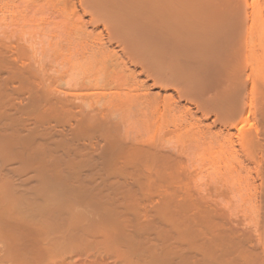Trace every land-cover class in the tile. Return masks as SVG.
Segmentation results:
<instances>
[{"label": "rangeland", "instance_id": "obj_1", "mask_svg": "<svg viewBox=\"0 0 264 264\" xmlns=\"http://www.w3.org/2000/svg\"><path fill=\"white\" fill-rule=\"evenodd\" d=\"M81 1L86 0H0V264H133L109 232L113 221L85 189L116 181L119 136L134 141L143 134L135 123L140 115L157 127L161 148L185 161L194 192L253 231L264 215L258 209L264 198V39L251 38L247 46L244 41L242 55L230 62L242 75L241 101L229 111L209 105L192 86L175 89L161 81L153 87L137 63L120 67L118 61H127L126 40L118 44L123 36L118 39L111 19ZM133 78L145 83L148 102L142 98L123 110L124 95L136 87ZM123 116L136 125L128 137ZM12 137L18 146H11ZM23 138L31 142L29 156L26 148L28 154L19 153L28 145ZM71 167L86 186L76 185Z\"/></svg>", "mask_w": 264, "mask_h": 264}, {"label": "bare ground", "instance_id": "obj_2", "mask_svg": "<svg viewBox=\"0 0 264 264\" xmlns=\"http://www.w3.org/2000/svg\"><path fill=\"white\" fill-rule=\"evenodd\" d=\"M85 2H87V5L89 2L91 4L90 7L93 5L97 9V12H99L98 14L104 15L101 16H107L109 18H107L108 22L111 19L113 23H109L110 25L112 24L110 27L113 29L114 26L119 31L118 34L116 33L117 36L120 35L119 33L123 36L122 38L120 35V39L122 38L120 42L126 40L127 45L129 43V46L123 42L118 43L128 47V50L124 51L125 54L126 52L128 54L126 56L127 61H118L119 64H117L122 65L120 67L127 70V62L139 64L141 68L139 73L147 72L148 76L153 80V87L161 84V81L171 84L169 86L173 85L175 89L179 85L192 86L195 89V95L202 96L205 102H210L208 104L216 108L229 109L230 111L241 101L238 85L241 84H239V81L242 74L239 71L238 64L235 65L237 67L234 70L232 68L234 64L231 63L233 61L237 62L238 56L242 55V43L244 41H249L251 38H257L256 40L260 38L264 39V0H86ZM85 2L81 1V4ZM88 11L90 12L89 9ZM90 15L94 14L91 13ZM103 17H101L102 20L105 19ZM96 18L93 17L94 20ZM107 33L111 34L108 31ZM112 37L114 38V36ZM115 38L118 42L119 36L118 39L117 37ZM247 43L245 44L246 46ZM253 44L255 43L253 42ZM103 57L106 58V56ZM107 57H110V55ZM104 61L106 62V60ZM104 67L106 68V66ZM232 69L235 71L233 74L230 71ZM95 70H98V67ZM98 71L101 72L100 69ZM119 80L121 79L119 78L118 82ZM135 83L133 85L136 87H133V90L127 91V94L124 95L127 104H124V107L122 105L123 110L125 108L128 109L127 107L130 108L133 105H131V102L134 103L137 100L142 102L144 99L145 102H148L147 94L143 92L144 89L142 91L145 83L141 82V85L138 79H135ZM90 94L92 95V93ZM118 103L120 104V102ZM120 106L118 105V109H121L119 108ZM123 112L124 115H128L129 113ZM128 116L120 118V120L123 119L122 121H125L123 124L127 126L123 125V127L121 125L122 128L126 127L124 133L128 132L126 135L123 134L124 136H129L130 132H134V126L136 127V125H129L132 122H130L131 120ZM143 117L144 115L137 117L135 123L137 122L138 124V127H136L138 128L137 131L140 130L143 134H145L144 131L147 132L145 139L141 132H138L139 134L137 133L136 137L134 136V141H128L125 139L126 137L121 139L122 137L119 136L118 144L120 152L119 156H117L119 161L116 181L112 177L110 178L109 175L107 178H110L114 182L108 181L109 179L107 180L105 175L103 179L106 178L105 180L108 181L105 182L107 184H104L107 187L106 190L103 186L102 188H93L91 186L92 188L87 187L85 189L89 192L88 194H92V197L100 201L99 203H101L105 211L106 218L109 217L113 221V227H111L112 225L109 221L111 225L109 227L113 228L109 232L113 230L114 233L111 232L110 234L116 235V244L124 248V253L127 255L125 257L129 258V262L144 264L143 262L146 260L147 262L150 261L151 264H264L263 213V218L261 214L259 215L262 218V222L260 221L259 225L258 222L256 224L257 227L253 231L246 230L245 228L242 229L241 226L240 229L239 220L235 219L237 222L232 221L233 219L231 218V220L227 212L222 210L220 206L217 208L212 204L214 202L210 201L212 202L210 203L208 200H205L206 196L204 194V199L198 195L200 192H196L198 193L196 194L189 181V176L183 171L186 165L184 164L185 161L180 156L174 155L170 150L168 151L171 153L164 151L162 149L163 145L161 148L160 132H157L156 126L153 127L155 124L151 125ZM115 130L116 128H114ZM176 130L174 127V130H171V132L176 133ZM117 131H119L118 127ZM111 134L113 133L111 132ZM176 135L178 134L176 133ZM191 135L193 134L189 133L185 137H188L190 140L192 138ZM132 137L133 135L129 138ZM24 140L23 145L25 142L28 144L24 145V149L26 148L29 154L23 148L19 153L26 152L25 154L29 156L31 155V142L27 139ZM9 143L12 144V147L16 146L17 138L12 137ZM34 147L33 151H36ZM73 169L75 170L74 172L71 171L73 174L78 171V168L77 170L76 168ZM74 175L73 181L77 182V185L81 182V177H77L79 176L78 173ZM94 176L96 175H92V177ZM198 189L195 190L199 191L200 189ZM258 206L260 211H264V198L261 199V203ZM106 225L108 226V224Z\"/></svg>", "mask_w": 264, "mask_h": 264}]
</instances>
